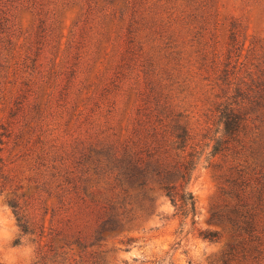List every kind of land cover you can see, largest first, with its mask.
I'll return each mask as SVG.
<instances>
[{
	"label": "trees",
	"instance_id": "16d2710c",
	"mask_svg": "<svg viewBox=\"0 0 264 264\" xmlns=\"http://www.w3.org/2000/svg\"><path fill=\"white\" fill-rule=\"evenodd\" d=\"M161 1L162 8L148 6L149 0H0V177L7 165L1 152L12 134L10 122L1 113L12 106L10 92L18 85L28 61H32L33 70L37 67L42 72L38 52L43 47L33 53L30 43L18 42L16 19L21 14L30 13L39 20L38 44L46 35L54 36L60 60L54 62L48 79L43 76L44 84L57 89L60 77L69 69L60 93L66 104L71 91L77 100L85 92L98 108L103 100L110 102L109 96L121 79L130 72L137 73L126 92L128 101L118 126L108 128L109 135L98 144L90 143L74 153L79 154L82 167L73 186L75 194L87 200L82 193L91 181L90 164L95 173L103 174L111 190L99 203L101 212L94 232L88 235L80 229L74 233L73 242L64 241L87 250L90 264L105 260L98 251L88 249L101 247L109 235L151 216L158 195L171 201L174 217L179 216L183 225L189 220L191 230H196L198 206L190 184L199 167L211 165L218 155L233 157L236 223L245 221L250 234L258 233L252 198L255 195L257 202L264 204V73H252L246 82L231 79L232 57L243 50L247 28L238 19H231L229 24L214 19V34L207 41L206 27L196 36V19H186L185 13L177 18L173 5L177 0H157ZM162 11L168 16L162 18ZM66 19H72L67 35ZM223 32L229 36L222 45ZM196 42L204 43L196 49ZM187 43L189 52L184 50ZM219 45L223 49H218ZM22 52L25 57L21 59ZM117 54L120 61L114 66ZM85 57L86 76L74 89L79 64ZM46 87H39L38 97H43ZM249 155L256 156L250 170L245 165ZM12 206L21 230L32 232L18 205ZM199 235L209 241L221 238L214 230H200ZM256 240L258 244L249 248L247 243L236 245L241 256L238 260L232 254L235 246L230 247L223 253L221 264H264L263 243ZM132 241V237L123 240L126 244Z\"/></svg>",
	"mask_w": 264,
	"mask_h": 264
},
{
	"label": "rangeland",
	"instance_id": "374dc122",
	"mask_svg": "<svg viewBox=\"0 0 264 264\" xmlns=\"http://www.w3.org/2000/svg\"><path fill=\"white\" fill-rule=\"evenodd\" d=\"M160 3L164 1L149 0L148 6L161 7ZM173 5L177 18L185 13L186 19H196V36L201 27L207 28V41L214 34V19L226 24L231 19L241 21L247 28V39L243 50L232 57L234 73L231 79L234 83L246 82L250 81L252 73L260 70L264 73V0H193L191 3L177 0ZM166 16L168 13L162 11L161 17ZM71 21L66 19L65 35ZM16 23L20 30L19 44L30 43L33 53L38 52L39 46L43 47L38 52L39 63L43 64L41 72L37 67L33 70L32 61H28L18 85L10 92L12 106L1 113L10 122L12 134L1 152L7 165L0 177V264H90L86 261L87 250L75 242L65 244L64 241L73 242L74 233L80 229L88 235L94 232L97 215L101 212L99 203L111 194V190L103 174L95 173L90 164L91 181L86 193H82L87 200L77 196L73 186L79 181L81 164L79 154L74 153L90 143L98 144L109 135L108 128L118 126L128 101L126 92L137 73L130 72L126 79H121L119 87L114 88L109 96L110 102L103 100L98 108L85 92L77 100L71 91L66 104L60 93L67 83L65 73L69 69L60 77L57 89L52 90L44 84L54 62L60 60L54 36L46 35L42 44H38L39 20L30 13L21 14ZM228 36L225 32L221 34L222 45ZM203 43L196 42V49ZM255 44L256 49H252ZM217 48L223 49V46ZM190 49L187 43L184 50L189 52ZM20 56L24 58L25 52ZM117 56L114 57V66L120 61ZM86 57L79 64L74 89L86 76ZM42 85L48 88L43 97H38ZM110 108H113L112 112H109ZM255 157L249 155L245 165L249 167ZM232 160L230 155L216 156L211 165L202 164L191 181L190 188L198 206L196 230H191L189 220L183 225L179 216L174 217L171 201L158 195L151 216L138 219L133 226L109 235L101 242V247L95 245L88 250L98 251L105 260L102 264H158L157 261L162 264H221L223 253L232 246H235L232 254L236 260L241 258L236 253V245L247 243L249 248L258 244L256 238H259L263 249V202L259 204L253 195L257 234H250L245 221L236 223ZM14 203L29 221L32 232L21 230L12 206ZM200 230L218 231L221 238L209 241L199 235ZM127 237L134 241L124 243Z\"/></svg>",
	"mask_w": 264,
	"mask_h": 264
}]
</instances>
